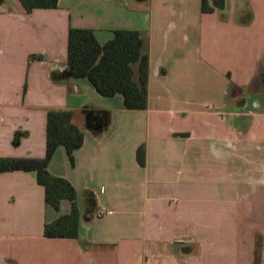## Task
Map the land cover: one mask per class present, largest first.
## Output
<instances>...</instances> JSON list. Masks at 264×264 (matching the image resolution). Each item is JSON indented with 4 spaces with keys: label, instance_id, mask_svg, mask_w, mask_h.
<instances>
[{
    "label": "crops",
    "instance_id": "1",
    "mask_svg": "<svg viewBox=\"0 0 264 264\" xmlns=\"http://www.w3.org/2000/svg\"><path fill=\"white\" fill-rule=\"evenodd\" d=\"M70 27L148 35L147 109L69 75ZM263 74L264 0H0V156H44L49 108L84 132L74 164L64 146L49 164L79 236L44 235L71 202L48 205L34 171L0 172V264H264Z\"/></svg>",
    "mask_w": 264,
    "mask_h": 264
},
{
    "label": "trees",
    "instance_id": "2",
    "mask_svg": "<svg viewBox=\"0 0 264 264\" xmlns=\"http://www.w3.org/2000/svg\"><path fill=\"white\" fill-rule=\"evenodd\" d=\"M26 12L36 8H56L59 0H19ZM225 0H201L203 12L222 8ZM31 57H40L31 55ZM68 72L73 77H86L103 96H123L128 110L147 109L149 102V37L136 29H116L104 44L97 39L94 29L70 27L68 33ZM264 80V74L262 75ZM75 113L67 108L47 111L45 155L0 156V172L13 170L34 171L37 181L45 188V201L56 210L61 202H71L68 213L61 214L44 226L49 238H77L81 210L75 186L65 177L50 172V161L59 146H64L72 164L74 152L83 145L84 132L74 121ZM137 161L146 164V145L136 151Z\"/></svg>",
    "mask_w": 264,
    "mask_h": 264
},
{
    "label": "built area",
    "instance_id": "3",
    "mask_svg": "<svg viewBox=\"0 0 264 264\" xmlns=\"http://www.w3.org/2000/svg\"><path fill=\"white\" fill-rule=\"evenodd\" d=\"M106 214V212H105V207H100V209H99V211H98V215L99 216H103V215H105Z\"/></svg>",
    "mask_w": 264,
    "mask_h": 264
}]
</instances>
